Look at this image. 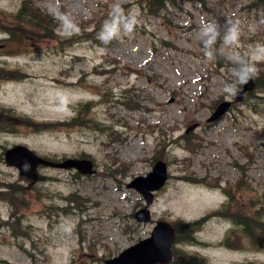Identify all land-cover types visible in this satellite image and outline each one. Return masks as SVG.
I'll list each match as a JSON object with an SVG mask.
<instances>
[{
  "label": "rangeland",
  "instance_id": "rangeland-1",
  "mask_svg": "<svg viewBox=\"0 0 264 264\" xmlns=\"http://www.w3.org/2000/svg\"><path fill=\"white\" fill-rule=\"evenodd\" d=\"M138 1L35 0L55 15L67 11L78 31L100 30L112 2L138 13L131 34L103 44L96 31V41L85 34L71 44L12 39L21 0H0V105L20 120L0 119L8 126L0 130V264H106L150 236L158 219L201 220L199 243L180 230L171 264H264V88L254 80L264 77V61L254 88L240 93L237 85L229 96L235 63L208 60L198 39L207 20L238 21L239 44L225 57L247 59L264 43V9L251 0H176L152 15ZM60 24L58 35L73 34ZM224 100L231 104L210 120ZM16 143L52 158L85 156L97 171L45 166L31 182L4 160V146ZM160 159L167 182L149 204L153 219L141 222L135 214L146 200L129 183ZM21 187L25 193H12ZM73 192L82 208L66 199ZM233 212L253 235L233 223Z\"/></svg>",
  "mask_w": 264,
  "mask_h": 264
},
{
  "label": "water",
  "instance_id": "water-1",
  "mask_svg": "<svg viewBox=\"0 0 264 264\" xmlns=\"http://www.w3.org/2000/svg\"><path fill=\"white\" fill-rule=\"evenodd\" d=\"M252 79L244 85V89L240 91L243 93L245 89L254 88ZM230 101L224 100L221 102L213 114L209 117L210 120L218 118L221 113L228 108ZM7 161L11 164L17 165L22 174L30 178L36 179L38 177L37 165L39 163L48 165H57L64 167H76L80 171L87 173L92 171V162L85 158H68L63 162H54L37 156L33 151L22 145H17L12 149L7 150ZM167 178V166L165 161H158L153 171L147 176L137 177L132 180L129 186H134L138 191L144 194L147 203H151L154 198V190L162 187ZM139 221H149L150 210L148 206L136 212ZM150 236L141 239L137 243L129 246L121 251V254L106 260L107 264H168L172 259L173 250L172 245L175 241V227L167 220L160 219L154 226Z\"/></svg>",
  "mask_w": 264,
  "mask_h": 264
},
{
  "label": "trees",
  "instance_id": "trees-1",
  "mask_svg": "<svg viewBox=\"0 0 264 264\" xmlns=\"http://www.w3.org/2000/svg\"><path fill=\"white\" fill-rule=\"evenodd\" d=\"M175 1L176 0H140V2L138 1V3H139V7L141 10L143 11L147 10L149 14L158 15L160 8L168 7L169 4L175 3ZM200 1L204 2L203 0H200ZM251 1L252 2L250 6L253 5L257 9H264V0H251ZM116 5H119L125 11L131 10L130 5H127V4L120 5V4L112 2L111 5L107 6L108 9L104 10V15L100 17V19H103L101 22L109 19L110 14L113 12V9ZM65 12L68 14L67 11ZM56 17L57 15L50 13L42 9L41 7H39L37 3L35 2V0H21L19 7L13 11V17L11 18V21L9 22L12 28L8 29V33L11 35L12 39H20L19 34H29V35L33 34L39 38L58 39L60 41H69L73 39L71 44L75 43L76 41H79L81 37L85 38V34H87V38H93L96 41V31L99 32V30L97 29L95 31V27L94 29L89 30L87 26H83L81 31H74L71 36L62 38L60 35H58L59 34L58 28H60L61 22ZM90 21H94L95 23L94 13H93V20H90ZM80 34H83V35H80ZM218 58H221V57L218 56ZM137 70L140 71V69H137ZM254 80L257 86H261L262 88H264V77L256 76ZM88 103L89 102H87V105ZM128 104L129 105H132V104L140 105L139 102L137 103L135 101L129 102ZM87 112H88V108H87ZM10 115L14 120L20 121L19 118L12 112H10ZM90 121L91 120H89V122ZM94 123L95 125H98L97 122L94 121ZM189 142L191 145H193L191 143V140ZM8 187H10V185H8ZM7 192L9 193V190ZM12 193H15L16 195V194L25 193V192H24V189L21 187L20 189L12 190ZM19 198L22 201L19 203V206H22L25 202L24 201L25 197L23 198L19 197ZM66 198L69 201L74 202L77 207L82 208V204L84 202H82L77 192L71 193ZM229 217L231 218L233 223L236 225L244 224L245 230L248 233V235L249 234L253 235L252 234L253 232L250 230L253 227L252 226L250 227V225H248L249 222L248 223L247 221L244 222L242 215L239 212H233L231 213ZM200 224H201V220L182 222L181 224H179V226H176L174 224V226H176V242H179V240L184 239L180 232V230L183 229L184 231L189 233L187 239H185L186 242L188 241L189 243H199L197 241V237L194 236V233L196 234V232L201 228ZM260 226L262 228L263 224L261 223ZM173 250H174V254H173L171 263L175 260L177 256V250H175V248H173Z\"/></svg>",
  "mask_w": 264,
  "mask_h": 264
},
{
  "label": "clouds",
  "instance_id": "clouds-1",
  "mask_svg": "<svg viewBox=\"0 0 264 264\" xmlns=\"http://www.w3.org/2000/svg\"><path fill=\"white\" fill-rule=\"evenodd\" d=\"M56 18L61 21L65 29L78 31L67 14H58ZM138 24V13L135 9L125 11L116 5L109 19L101 26L97 39L103 44H108L122 34H131ZM240 36L239 22H233L229 18H226L223 23L215 18L207 20L200 25L198 30V39L208 60L219 56L235 63L233 81L224 86V91L229 96L236 94L237 85H246L253 79L258 73L257 63L264 61V43H257L252 47L247 59H240L235 55L225 57V49L237 47Z\"/></svg>",
  "mask_w": 264,
  "mask_h": 264
}]
</instances>
